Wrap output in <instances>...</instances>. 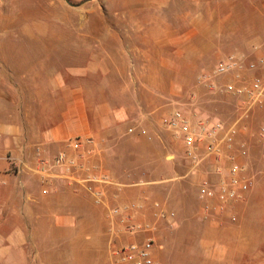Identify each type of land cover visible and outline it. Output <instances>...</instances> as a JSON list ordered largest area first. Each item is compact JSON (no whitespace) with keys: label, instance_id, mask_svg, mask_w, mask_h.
Listing matches in <instances>:
<instances>
[{"label":"rangeland","instance_id":"374dc122","mask_svg":"<svg viewBox=\"0 0 264 264\" xmlns=\"http://www.w3.org/2000/svg\"><path fill=\"white\" fill-rule=\"evenodd\" d=\"M83 1L69 0L73 5ZM255 54L264 55V0H92L78 7L65 0H0V58H10L5 69L12 70L14 80L36 69L42 83L46 70L49 112L29 114L35 122H55L59 114L52 111L54 105L65 107L71 97L63 92L73 88L93 130H104L100 127L109 125L121 107L155 110L160 125L164 116L180 110L190 125L194 119L195 128L201 114L211 118L214 110L206 107L226 95V85L243 87L252 79L248 65ZM227 55L240 61L242 69L212 75L216 62ZM160 130L172 141L171 152L164 156L168 161L175 157L177 176L170 194L185 202L184 226H174L179 221L171 217L142 224L151 226V233L134 236L127 232L129 225L141 223L129 224L121 217L105 228L83 227L85 234L91 230L99 237L109 230L98 253L86 242L69 241L56 243L59 250L62 246L58 254L65 257H51L46 251L41 260L112 264L111 249L137 236L141 241L151 236L158 264H264V193L251 195L248 190L226 215L199 219L201 200L194 185L188 178L178 179L188 168L181 143L165 126ZM115 135L128 139L125 128L117 127ZM117 149L136 155L130 166H142L140 147ZM144 152L151 159L154 149L146 146ZM148 167L166 175L165 161H149Z\"/></svg>","mask_w":264,"mask_h":264},{"label":"crops","instance_id":"0c3cea01","mask_svg":"<svg viewBox=\"0 0 264 264\" xmlns=\"http://www.w3.org/2000/svg\"><path fill=\"white\" fill-rule=\"evenodd\" d=\"M9 61L10 58H0V264H47L41 260L46 251H51V257H65L63 252L58 254L56 243L69 241L86 242L89 249L93 247L98 253L97 247L104 248L101 244L109 238V230L101 232L100 237L91 230L95 226H112L111 222L121 219L111 215L112 208H131L132 223L167 222L175 217L179 222L174 226H184L185 202L170 194L174 186L171 182L177 176L172 162L175 157L168 161L169 156H164L171 152L172 141L161 136V120L155 110L140 112L121 107L109 125L100 127L104 130H93L81 106L79 91L72 88L63 92L65 97H71L65 107L54 105L52 111L59 114L55 122L48 124L45 118L35 122L29 114L49 112L46 70L43 83L36 69L14 80L12 70L5 69ZM251 73L255 75L254 71ZM225 94L207 105L214 110L211 118L201 114L200 119L233 127L232 147H223L216 160L211 158L196 168H191L184 157L188 168L178 179L188 178L198 195L204 181L217 185L227 175V169L237 164L241 168L239 178L251 177L247 193H264V103L246 111L245 96ZM194 123L191 118L192 127ZM117 127L127 130L128 139L115 135ZM167 130L176 134L181 143L177 132ZM89 138L92 144L78 145ZM205 142L199 145V154L204 152ZM122 145L141 148L142 166L129 165L136 155L118 150ZM146 146L154 149L151 159L145 155ZM61 153L70 164L68 172L55 166ZM149 161H165L166 175L149 168ZM160 177L167 180H159ZM87 186L101 192L100 203L86 191ZM197 205L199 219L215 217L212 211H207L208 218L203 217L204 208L212 206V201H198ZM261 205L264 217V202ZM227 212L228 209L221 217ZM161 213L163 219L157 218ZM85 226L90 227V233L85 234ZM135 239L141 241L142 236Z\"/></svg>","mask_w":264,"mask_h":264},{"label":"built area","instance_id":"2783aa9c","mask_svg":"<svg viewBox=\"0 0 264 264\" xmlns=\"http://www.w3.org/2000/svg\"><path fill=\"white\" fill-rule=\"evenodd\" d=\"M250 71H254L252 79L243 87H236L228 84L223 91L236 96H245L247 98L246 111L254 107H261L264 103V55H256L248 65ZM242 69V63L237 61L233 55H227L219 59L211 72L212 75H225L235 70ZM162 125L167 129L177 132L180 137L184 151V157L189 161L191 168H196L198 165L209 159L216 160L221 153L223 147L230 149L233 144L235 130L233 127L225 128L222 123H211L208 121H199L197 126L193 128L187 117L180 111L175 110L171 114L162 119ZM222 134V135H221ZM204 152L198 153L199 145L203 142ZM92 144V139H86L79 142ZM233 160V157H230ZM55 166L65 168L70 171V164L66 161L64 154H59L55 159ZM41 164H43L41 162ZM241 170L237 164H232L227 169V175L223 176L217 185H210L204 181L201 185L202 189L198 194L201 201H212V206L204 208L207 218V211H212L216 214H223L227 208L234 202L243 198L252 185L250 179L239 178L238 173ZM96 181V180H92ZM88 181V182H92ZM86 191L90 193L96 203H100L102 194L100 191L94 190L91 186L86 187ZM111 215L122 217V221L132 223L130 219L131 208L118 209L112 208ZM156 217H164V214H158ZM151 226L142 224H130L128 234H150ZM154 240L151 236H145L141 242H128L126 244L114 247L111 249L112 264H158L154 254Z\"/></svg>","mask_w":264,"mask_h":264},{"label":"water","instance_id":"95a60500","mask_svg":"<svg viewBox=\"0 0 264 264\" xmlns=\"http://www.w3.org/2000/svg\"><path fill=\"white\" fill-rule=\"evenodd\" d=\"M87 1H92V0H85V1H83L82 3H80V4H78V5H73V4H71V3L69 2V0H65L66 4H68V5L71 6V7H78V6H80L81 4L86 3Z\"/></svg>","mask_w":264,"mask_h":264}]
</instances>
